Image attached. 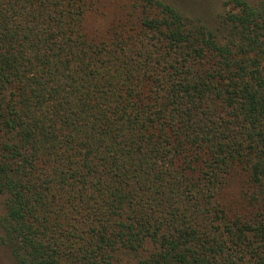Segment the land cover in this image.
I'll return each mask as SVG.
<instances>
[{
    "label": "trees",
    "instance_id": "trees-1",
    "mask_svg": "<svg viewBox=\"0 0 264 264\" xmlns=\"http://www.w3.org/2000/svg\"><path fill=\"white\" fill-rule=\"evenodd\" d=\"M0 0V241L16 264H264V0Z\"/></svg>",
    "mask_w": 264,
    "mask_h": 264
},
{
    "label": "rangeland",
    "instance_id": "rangeland-1",
    "mask_svg": "<svg viewBox=\"0 0 264 264\" xmlns=\"http://www.w3.org/2000/svg\"><path fill=\"white\" fill-rule=\"evenodd\" d=\"M178 1L182 6L181 8L187 13H200L205 16L208 21L212 22L216 13L218 12V5L223 0H174ZM249 2H255L256 0H247ZM3 198L0 197V217L3 215ZM1 235V230H0ZM0 264H16L9 248L2 244L0 241Z\"/></svg>",
    "mask_w": 264,
    "mask_h": 264
}]
</instances>
